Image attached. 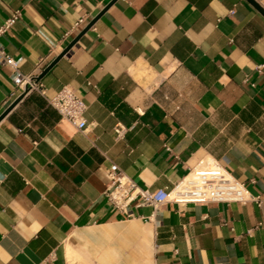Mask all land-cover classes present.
I'll use <instances>...</instances> for the list:
<instances>
[{"label":"crops","instance_id":"crops-1","mask_svg":"<svg viewBox=\"0 0 264 264\" xmlns=\"http://www.w3.org/2000/svg\"><path fill=\"white\" fill-rule=\"evenodd\" d=\"M112 1L0 0V26L21 11L0 44L24 76L79 37L45 95L0 121V264H264V203L122 210L107 196L111 164L155 191L212 159L264 199V16L248 0ZM13 73L0 63V116L22 93ZM65 85L85 132L48 102Z\"/></svg>","mask_w":264,"mask_h":264},{"label":"built area","instance_id":"built-area-1","mask_svg":"<svg viewBox=\"0 0 264 264\" xmlns=\"http://www.w3.org/2000/svg\"><path fill=\"white\" fill-rule=\"evenodd\" d=\"M20 17L21 11H15L9 16L0 26V36L7 33ZM87 24L88 18L85 15L81 16L71 30L64 34L63 38H67L72 31ZM52 45L56 48V44L52 43ZM0 63L3 66L7 65L13 68V79L20 89L22 88V93L26 88H29V91L37 90L45 95L43 85L36 81L37 77L22 75L18 70V61L1 44ZM48 102L59 112L62 118L68 120L76 129L83 132L88 129V122L85 118L87 106L71 86L62 87L53 97L48 99ZM114 131L116 136L122 139L126 133V128L121 123H117ZM107 196L116 208L122 210H126L134 200L138 201L139 206L151 205L156 211L167 203L185 206L200 203H247L254 201L260 207L264 203L261 196H253L244 183L228 172L218 161L212 159L200 161L173 187H165L155 191L140 187L116 164H111L108 168ZM258 226H264V218L258 223Z\"/></svg>","mask_w":264,"mask_h":264},{"label":"water","instance_id":"water-1","mask_svg":"<svg viewBox=\"0 0 264 264\" xmlns=\"http://www.w3.org/2000/svg\"><path fill=\"white\" fill-rule=\"evenodd\" d=\"M116 0H113L110 4H112L113 2H115ZM263 16H264V8L255 0H248ZM110 5H108L106 7V9L109 7ZM105 9V10H106ZM102 13H100V15H98L97 17H95L85 28L84 30L81 32V35L84 34L85 32H87L97 21V19L101 16ZM79 40V37L76 38L74 41H72L65 49L64 51H62L58 57L45 69V71L36 78V81H39L49 70L50 68L60 59L62 58L64 55H67L71 48L75 45V43ZM29 92V88H26L25 91L19 95V97L10 105V107L5 111V113H3L0 116V121L12 110V108L24 97V95Z\"/></svg>","mask_w":264,"mask_h":264},{"label":"bare ground","instance_id":"bare-ground-1","mask_svg":"<svg viewBox=\"0 0 264 264\" xmlns=\"http://www.w3.org/2000/svg\"><path fill=\"white\" fill-rule=\"evenodd\" d=\"M211 160V159H210Z\"/></svg>","mask_w":264,"mask_h":264}]
</instances>
